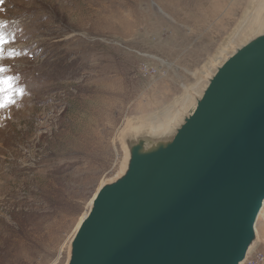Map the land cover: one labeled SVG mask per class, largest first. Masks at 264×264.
Segmentation results:
<instances>
[{"label":"rangeland","instance_id":"1","mask_svg":"<svg viewBox=\"0 0 264 264\" xmlns=\"http://www.w3.org/2000/svg\"><path fill=\"white\" fill-rule=\"evenodd\" d=\"M214 1L0 0V67L23 91L0 108V264L66 262L122 129L200 87L255 0ZM257 230L244 264H264L263 213Z\"/></svg>","mask_w":264,"mask_h":264},{"label":"water","instance_id":"2","mask_svg":"<svg viewBox=\"0 0 264 264\" xmlns=\"http://www.w3.org/2000/svg\"><path fill=\"white\" fill-rule=\"evenodd\" d=\"M229 46L172 114L122 129L125 167L95 192L64 264H244L255 250L264 11Z\"/></svg>","mask_w":264,"mask_h":264},{"label":"bare ground","instance_id":"3","mask_svg":"<svg viewBox=\"0 0 264 264\" xmlns=\"http://www.w3.org/2000/svg\"><path fill=\"white\" fill-rule=\"evenodd\" d=\"M211 2V1H210ZM236 2H237V0H236ZM235 2V3H236ZM252 3V4H251ZM250 4H251V7L249 8V11H248V13L246 14V17L239 23V25L235 28V31H233V34H231L230 35V37L228 38V40L226 41V44L225 45H223V46H227V45H229V44H231L232 42H234L235 40H239L249 29H251V28H255L256 26H258V24H259V22H260V19H261V16H262V13H263V11H264V0H255V1H253V2H251ZM222 5H224L223 4V0H215L214 1V5L213 6H211L212 7V11H211V13H214V14H216L217 12H219L221 9H222ZM224 7V6H223ZM210 11V10H209ZM210 13V12H209ZM210 13V16L212 15ZM208 17V16H207ZM222 46V47H223ZM221 51V53L219 54L218 53V55H217V57H215L214 59H210L209 60V62H208V64L210 63H212V61H216V62H218L220 59H221V55H222V53H224V49H221L220 50ZM188 98V96L185 98V99H183V101L181 102V104L182 103H184L185 101H186V99ZM176 107H177V105L175 106H173V107H170V108H168V109H166L164 112H163V114L162 115H160V116H153V117H145L144 119H142V123H144V122H151L152 120H157V119H161V118H166V117H168L170 114H172V112L176 109ZM153 123V122H152ZM126 157H127V152L125 151V155H124V158H123V161H122V164H121V168H120V170L119 171H122L123 170V168L125 167V163H126ZM118 171V172H119ZM105 181V180H104ZM103 181V182H104ZM102 182V183H103ZM101 183V184H102ZM101 186V185H100ZM91 201H92V199H91ZM91 201H90V204H91ZM264 207V206H263ZM89 208H90V205H89ZM263 209V208H262ZM261 209V210H262ZM89 211V210H88ZM88 211L81 217V219L79 220V223H78V225H77V227H76V230H75V232L77 231V229H78V227L80 226V224H81V222H82V220L84 219V217L86 216V214L88 213ZM260 213H263L264 214V211L263 212H261L260 211ZM260 213H259V215H260ZM258 215V216H259ZM257 220H258V218H257ZM75 234V233H74ZM74 236V235H73ZM72 236V237H73ZM72 239V238H71ZM71 241V240H70Z\"/></svg>","mask_w":264,"mask_h":264},{"label":"snow or ice","instance_id":"4","mask_svg":"<svg viewBox=\"0 0 264 264\" xmlns=\"http://www.w3.org/2000/svg\"><path fill=\"white\" fill-rule=\"evenodd\" d=\"M8 43L2 36H0V45ZM2 53V49H0ZM7 69L0 67V108H5L10 104H14V95H22L23 91L15 86L13 83L14 77L3 75Z\"/></svg>","mask_w":264,"mask_h":264},{"label":"built area","instance_id":"5","mask_svg":"<svg viewBox=\"0 0 264 264\" xmlns=\"http://www.w3.org/2000/svg\"><path fill=\"white\" fill-rule=\"evenodd\" d=\"M251 264H259V263L255 262V263H251Z\"/></svg>","mask_w":264,"mask_h":264}]
</instances>
